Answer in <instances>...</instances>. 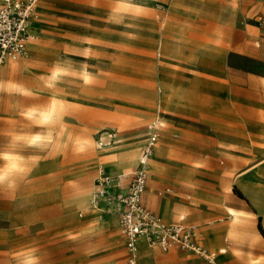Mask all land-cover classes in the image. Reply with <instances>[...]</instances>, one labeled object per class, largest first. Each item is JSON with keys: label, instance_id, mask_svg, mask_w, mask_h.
<instances>
[{"label": "rangeland", "instance_id": "rangeland-1", "mask_svg": "<svg viewBox=\"0 0 264 264\" xmlns=\"http://www.w3.org/2000/svg\"><path fill=\"white\" fill-rule=\"evenodd\" d=\"M170 1L37 0L33 45L39 47L4 54L0 62V264H101L104 239L114 230L107 220L116 218L118 227L122 194L109 186L110 197L91 206L98 170L108 171L113 182L119 173L136 170L109 163L126 149L120 142L135 134L137 123L145 139L142 149L157 114L162 75L191 93L204 116L186 120L162 114L174 120L168 136L183 141L181 155L191 160L202 152L207 159L209 151L240 148V126L232 122L240 118L236 106L246 100L264 109V98L252 103L250 90L258 82L264 86V0H181L175 10ZM162 19L177 23L180 38L172 57L159 49ZM9 58L15 62L3 69ZM215 109L225 119L219 125ZM177 124L188 128L185 136ZM248 128L249 148L264 150L261 127ZM218 160L225 168V160ZM257 160L264 157H251L249 164ZM229 184L225 179L220 184L225 202ZM176 188L166 178L155 182L147 172L142 201L165 218L146 192L153 190L159 200ZM82 190L90 194L86 201L77 194ZM231 191L243 197L236 186ZM90 214L106 220L97 232L82 230ZM183 217L197 228L233 220L222 216L202 223L186 212ZM258 228L262 232L260 223ZM200 238L196 233L194 243L216 251V264H264L258 251L240 259L229 255L225 242L206 246ZM122 244L124 255L114 256L113 264H127ZM221 245L227 252H218ZM151 248L157 249L155 264H210L179 244Z\"/></svg>", "mask_w": 264, "mask_h": 264}, {"label": "crops", "instance_id": "crops-1", "mask_svg": "<svg viewBox=\"0 0 264 264\" xmlns=\"http://www.w3.org/2000/svg\"><path fill=\"white\" fill-rule=\"evenodd\" d=\"M180 1L171 0L170 8L175 10L181 4ZM39 20H35L33 23L36 24ZM221 24L224 25V22H221ZM32 31L35 36L34 31H38L37 24L35 30L32 27ZM157 33L159 35L158 43L160 52L167 57H172L176 42L180 38L177 32V23L162 19ZM34 41L32 40L28 45V50L32 46L31 51L33 52L39 47V45H33ZM9 60H12V63L9 64ZM14 62L15 59H8L3 65L4 69H9ZM258 84L256 87L250 88L254 97L252 99V103L254 104L264 98V86L261 85V82H258ZM156 92L158 93V100L155 119L161 122L159 137L162 133L163 135L160 138L158 137L155 143L154 153L151 157L156 165V169L148 165V173L151 172V177L155 182L166 178L174 186H177V188L159 200L155 197L153 190H148L146 192V198L158 207L161 215L165 217L161 218L168 223L180 222L186 225H195L197 228L196 223H190L184 220V212L188 213V219L202 223L208 219L222 216L230 220L233 216V220L230 221L218 222L213 225H200L197 228V233L201 237L200 242L206 246L225 242L230 248L229 255L238 254L240 259H247L249 253L258 251L264 260V161L257 160L249 164V158L251 157H264V150L259 149V147L250 149L248 145L249 124L256 123L257 126L261 127L260 130L264 132V109L253 104L251 105L245 102L246 100L239 102V107L236 106V108L240 118L232 120V122L240 126V148L223 150L218 153L216 151H209L207 159L202 155L204 153L198 152L190 160L188 159V155H181L183 153L179 150L183 141L172 140L168 136L170 127L174 125V120L169 117H163L162 114L167 113L174 116H181L186 120H199L203 119L204 116L192 103L191 93L180 91L163 75L158 78ZM145 96L151 99L153 98V93L146 92ZM213 112L215 115V118H213L215 123L219 125L225 120L220 111L215 109ZM163 118L168 120V125L162 121ZM259 122L262 125H259ZM182 124L184 125L185 123ZM182 124H177V127L185 136L188 128L186 126L183 127ZM136 129L135 134L126 135L122 142H120L127 147L111 158L109 163L111 166H116L117 169L128 167L136 168L141 145L145 140L142 137L139 123L136 124ZM234 140L235 138L233 137L232 141ZM201 158L205 159L201 160ZM218 158L225 160V168L220 165ZM133 171L119 173V179L112 183L111 188L123 194L129 184L130 174ZM238 171L240 172L238 173ZM125 176H128V179ZM223 179L230 181L229 191H227L228 202L222 199L220 184ZM233 186L239 188L243 197H238L231 191ZM109 190L110 187H108ZM164 190L168 191L169 187H166ZM81 192L87 191L82 190L77 194ZM150 192L152 193V200L148 198ZM185 192H188V194ZM89 195L87 193V197ZM229 208L234 209L236 215L231 214ZM89 218L87 224L82 227V230H87V232L90 230L92 232L99 231L104 226L103 223L106 222L105 219L96 214H90ZM176 218L178 220L173 221ZM107 221L112 223L114 230L104 239L103 249L100 251L103 256L98 260L101 264H113L114 256L122 258L124 255L122 243L125 246V239L120 228L118 229L119 221L118 227L116 218H111ZM258 223H260L263 233L259 230ZM151 247L153 246L148 245L142 240L139 241L138 264H155L154 255L157 249ZM222 248L224 251H220ZM218 252H227V247L221 245Z\"/></svg>", "mask_w": 264, "mask_h": 264}, {"label": "built area", "instance_id": "built-area-1", "mask_svg": "<svg viewBox=\"0 0 264 264\" xmlns=\"http://www.w3.org/2000/svg\"><path fill=\"white\" fill-rule=\"evenodd\" d=\"M37 0H2L0 3V62L4 54L12 56L26 52L28 43L34 38L32 24L37 18ZM161 122L152 120L147 127V139L141 149V162L152 154L159 137ZM111 177L102 167L98 170L96 189L90 204L96 207L103 198H109L107 185ZM147 183V170L139 168L130 174L129 184L119 197V228L124 235L128 251L127 264H137L138 243L141 238L150 246L167 249L172 244L191 248L195 253L216 264V251L194 243L197 233L195 225L180 222L168 223L154 214L142 203V194Z\"/></svg>", "mask_w": 264, "mask_h": 264}, {"label": "bare ground", "instance_id": "bare-ground-1", "mask_svg": "<svg viewBox=\"0 0 264 264\" xmlns=\"http://www.w3.org/2000/svg\"><path fill=\"white\" fill-rule=\"evenodd\" d=\"M1 1L2 0H0V3H1ZM38 7V6H37ZM37 14V19L39 20V16H38V13H36ZM35 26H36V24L35 23H33L32 24V27H33V29L35 30ZM32 42V41H31ZM31 42H29L28 43V45L31 43ZM10 59V58H9ZM12 60H9V64L10 63H12L11 62ZM3 69H4V67H3ZM8 85H10L9 83H8ZM55 102H53L52 103V107H54V104ZM50 108V107H49ZM145 141V140H144ZM144 143V142H143ZM156 143V142H155ZM155 143H154V147H155ZM142 146V145H141ZM153 153H154V150H153V152H152V154L151 155H149L145 160H144V162L142 163L141 162V151H140V155H139V158H138V162H137V165H136V168L135 169H139V168H145L146 170H147V172H148V165H150V167H152V168H155L156 169V165L154 164V161L152 160V155H153ZM149 174V173H148ZM110 175V174H109ZM111 177V176H110ZM112 183H113V177H111V180H110V182L108 183V185H107V188L109 187V186H112ZM87 193L88 192H81V194H80V197H81V199H82V201H86V199H87ZM91 197H92V195H91ZM90 197V198H91ZM148 198L150 199V200H152V195H151V193H149L148 194ZM105 199H107V198H103L102 200H105ZM229 212L231 213V214H233V215H236V211L234 210V209H232V208H229ZM195 238H196V236H195ZM141 240L143 241V239L141 238ZM244 244V243H243ZM220 251H224V249H221ZM137 264H138V258H137Z\"/></svg>", "mask_w": 264, "mask_h": 264}, {"label": "clouds", "instance_id": "clouds-1", "mask_svg": "<svg viewBox=\"0 0 264 264\" xmlns=\"http://www.w3.org/2000/svg\"><path fill=\"white\" fill-rule=\"evenodd\" d=\"M0 179H3V178H0Z\"/></svg>", "mask_w": 264, "mask_h": 264}]
</instances>
